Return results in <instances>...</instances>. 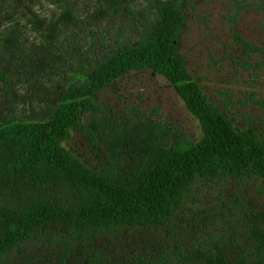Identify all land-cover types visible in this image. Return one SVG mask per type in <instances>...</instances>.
<instances>
[{
  "label": "rangeland",
  "instance_id": "rangeland-1",
  "mask_svg": "<svg viewBox=\"0 0 264 264\" xmlns=\"http://www.w3.org/2000/svg\"><path fill=\"white\" fill-rule=\"evenodd\" d=\"M173 6L184 16L171 38L185 69L180 83L195 84L207 106L236 130L254 131L264 144V0H0V121L15 114L22 124L46 123L68 88L108 64L120 45L138 44L174 17L167 10ZM93 104L79 119L90 137L73 127L60 147L93 172L98 184L136 186L142 117L168 132V146L203 135L175 86L148 68L123 74ZM93 123L98 130L89 129ZM31 184L16 187L5 206L20 209L35 201L39 193ZM194 189L162 227H104L91 243L67 248L59 238L66 226L59 223L20 243L0 264H93L86 255L90 246L114 264H178L180 253L195 264H264V183L219 177ZM92 192L79 187L75 196L64 192L63 201H90ZM7 224L0 221L4 249L10 246Z\"/></svg>",
  "mask_w": 264,
  "mask_h": 264
},
{
  "label": "trees",
  "instance_id": "trees-1",
  "mask_svg": "<svg viewBox=\"0 0 264 264\" xmlns=\"http://www.w3.org/2000/svg\"><path fill=\"white\" fill-rule=\"evenodd\" d=\"M167 10L174 17L160 20L138 44L120 45L117 54L108 58V64L91 70L86 79L68 88L63 102L46 123L22 124L15 114L0 121V221L4 218L8 223L6 235L10 245L9 249L0 246V262H5L8 253L20 243L40 237L59 223L66 226L59 238L67 248L91 243L89 238L93 233L104 227H162L191 198L201 180L255 178L264 183V144L254 131L236 130L227 116L205 104L195 84L180 83L185 69L171 38L184 16L176 6ZM238 42L252 49L240 37ZM141 68L163 75L175 86L187 110L199 121L202 138L168 146V132L142 117L137 128L141 133L137 137L144 145L140 146V178L136 186L129 190L117 183L98 184L93 172L62 153L60 144L73 127L90 137L79 119L94 109L93 98L123 74ZM89 129L98 130V127L93 123ZM81 171L93 181L81 177ZM24 182H31L38 191L35 201L26 208L5 206L6 201L14 200L11 195ZM83 186L94 192L92 200L63 201L64 192L75 196V189ZM86 255L93 264H114L93 246L87 248ZM176 256L178 264H195L186 255ZM153 262L157 261H137L138 264Z\"/></svg>",
  "mask_w": 264,
  "mask_h": 264
}]
</instances>
